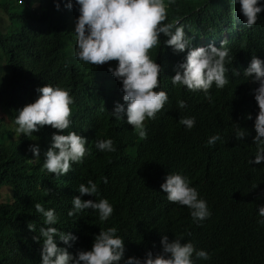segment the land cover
<instances>
[{
  "label": "trees",
  "instance_id": "trees-1",
  "mask_svg": "<svg viewBox=\"0 0 264 264\" xmlns=\"http://www.w3.org/2000/svg\"><path fill=\"white\" fill-rule=\"evenodd\" d=\"M188 2L170 3L168 12ZM59 3L57 10L53 0H0V264H39L41 243L32 239L34 233L27 228L28 222L35 223L38 231L43 220L35 213L34 202L53 207L58 216L56 227L78 237L67 248L69 252L75 255L78 248H90L97 213L86 209L67 215L72 196L81 195L78 185L87 179L97 183L100 195L114 206L109 222L135 232L131 241L139 243L137 249L153 245L167 222L179 219L188 229L193 228L183 206L169 202L159 187L168 171L187 175L198 191L217 203L220 213L228 212L246 225L252 223L253 206L264 196V161L247 163L256 145L247 115L251 82L242 73L252 54L264 60V10L247 28L248 38L240 27L239 32L230 34L226 47L233 59L225 65L229 82L222 89L214 84L208 90L211 100L202 91L170 83L177 54L170 55L165 49L162 55L153 53L163 63L164 73L159 79L169 99L148 124L147 138L140 139L123 115L121 120L109 117L107 111L114 102H124L119 81L107 71V64L92 66L72 56V30L78 13L75 8H65V0ZM238 8L231 0H192V14L181 24L197 45L213 44L219 27L234 22L233 11ZM108 63L115 65V61ZM233 69L240 76L234 75ZM44 83L69 89L74 103L70 106L72 123L65 132L75 130L85 136L89 149L81 163H73L72 170L59 177L42 167L51 133L58 130L45 125L32 136L14 131L16 110L31 102L35 88ZM178 99L186 100L188 108H177ZM183 115L196 117L191 130L179 123ZM233 122L247 129L241 140L234 138ZM213 133H219L221 140L208 146L205 142ZM105 137L113 139L115 152L95 148V140ZM32 143L40 148V161L35 163L27 150ZM101 176L111 179L103 183ZM3 187L9 191L5 199ZM98 198L81 195V199ZM239 231L249 239L257 236L249 226Z\"/></svg>",
  "mask_w": 264,
  "mask_h": 264
},
{
  "label": "clouds",
  "instance_id": "clouds-1",
  "mask_svg": "<svg viewBox=\"0 0 264 264\" xmlns=\"http://www.w3.org/2000/svg\"><path fill=\"white\" fill-rule=\"evenodd\" d=\"M175 1L180 0H65L64 3L65 8H75L78 13L72 30L75 33L72 56L92 66L107 64V71L119 81L124 102H114L112 110L107 111L109 117L121 120L123 115L140 139L147 138L148 124L169 99L159 79L164 73L163 63L153 53L162 55L165 49L170 55L177 54L170 83L193 92L202 91L211 100L208 90L222 89L229 82L225 65L232 61L233 54L226 47L230 43L227 37L236 30L239 32L240 27L247 30L244 38H248L247 28L257 22L264 10V0H231L233 5H239L233 11L234 22L219 27L213 44L197 45L181 24L192 14V0L169 13V4ZM53 6L59 10V0H53ZM109 61H115V65ZM233 70L234 75L240 76ZM242 75L251 82L247 115L251 133H255L251 139L256 145L247 163L260 164L264 161V60L252 54ZM35 92L31 102L16 110L14 131L17 135L32 136L45 125L58 130L51 133L42 167L48 174L59 177L72 170L73 163L83 161L89 151L87 138L75 130L65 132L72 123L70 106L74 103L68 88L44 83ZM176 104L179 109L188 108L184 99H178ZM179 123L191 130L196 117L180 116ZM233 125L235 139L247 135V129L235 122ZM218 140L220 134L213 133L205 143L212 146ZM95 148L100 152L116 151L111 137L97 138ZM27 150L32 153L31 162L40 161L38 144H29ZM100 179L108 182L106 176ZM159 187L169 202L183 206L193 228L188 229L179 219L167 222L154 244L140 249L131 241L134 231L122 228L118 222H109L114 206L100 195L92 179L80 183L77 191L99 198L81 199V195H73L67 211L68 216L86 209L97 213L90 248H78L75 255L67 248L78 237L56 227L58 216L53 207L34 202L35 213L43 220L38 231L35 223L28 222L27 228L34 233L32 239L41 243L39 264H264V196L254 204L253 221L246 225L228 212L220 213L217 203L198 191L180 171H168ZM245 226L257 231L255 239L240 233L239 229ZM57 240L64 246H58Z\"/></svg>",
  "mask_w": 264,
  "mask_h": 264
},
{
  "label": "bare ground",
  "instance_id": "bare-ground-1",
  "mask_svg": "<svg viewBox=\"0 0 264 264\" xmlns=\"http://www.w3.org/2000/svg\"><path fill=\"white\" fill-rule=\"evenodd\" d=\"M247 30H245V32H246ZM228 38V40H229V37H227ZM247 86V85H246ZM237 87H238V85H237ZM241 87H243V86H241ZM210 90V89H209ZM236 91V90H235ZM237 93V92H236ZM224 97V96H223ZM208 104V103H207ZM164 114V113H163ZM166 117V116H165ZM200 117V116H199ZM202 117V116H201ZM197 119H199V118H197ZM206 119V118H205ZM204 119V120H205ZM214 119V118H213ZM201 120H203V119H201ZM208 120V119H207ZM205 123V122H204ZM221 124V123H220ZM206 125V124H205ZM208 126V125H207ZM225 126V125H224ZM202 127V126H201ZM213 127V126H212ZM211 127V128H212ZM204 128H206L205 126H204ZM213 128H215V127H213ZM166 131V130H165ZM172 134V133H171ZM175 134V133H174ZM165 137V136H164ZM162 138V137H161ZM177 142V141H176ZM218 143V142H217ZM175 144V143H174ZM110 179H111V177H109ZM108 178V179H109ZM110 183H111V181H109ZM125 182V181H124ZM127 182V181H126ZM127 184V183H126ZM126 184H124V186H126ZM129 184V183H128ZM130 184H132V183H130ZM109 185V184H108ZM110 186V185H109ZM119 187H121V186H119ZM119 190V189H118ZM92 228V227H91ZM132 238V237H131ZM134 239V238H133ZM134 242H135V239H134ZM141 244H143V243H141ZM151 245V244H150ZM138 246H139V243H138ZM144 246V245H143ZM145 246H146V243H145ZM149 246V245H148ZM137 248V247H136ZM141 248V247H140ZM139 248V249H140ZM142 248H144V247H142ZM146 248V247H145Z\"/></svg>",
  "mask_w": 264,
  "mask_h": 264
},
{
  "label": "rangeland",
  "instance_id": "rangeland-1",
  "mask_svg": "<svg viewBox=\"0 0 264 264\" xmlns=\"http://www.w3.org/2000/svg\"><path fill=\"white\" fill-rule=\"evenodd\" d=\"M4 22H5V20H4ZM3 70H4V68L2 67L1 72H3ZM1 192H2L3 198L5 199L6 198V194L9 192L7 187L1 188Z\"/></svg>",
  "mask_w": 264,
  "mask_h": 264
}]
</instances>
